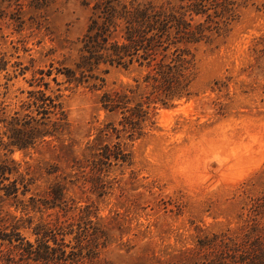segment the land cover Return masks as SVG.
I'll return each mask as SVG.
<instances>
[{
	"label": "rangeland",
	"instance_id": "374dc122",
	"mask_svg": "<svg viewBox=\"0 0 264 264\" xmlns=\"http://www.w3.org/2000/svg\"><path fill=\"white\" fill-rule=\"evenodd\" d=\"M102 1L0 0V143L7 140L4 125L10 122L55 133L12 152L0 146V159L15 161L28 183L25 194L19 184L17 198H0L1 214L32 217L20 230L31 242L40 218L49 227L56 221L67 226L56 234L65 255L59 253L54 264L229 263L214 240L230 236L240 244L234 237L248 214L254 218L249 225H264L250 207V198L264 189V0H219L208 17L190 20L186 14L190 24L206 17L204 27L212 28L207 39L186 45L193 62L190 94L151 107L143 134L121 137L127 161L97 170L86 146L118 141L104 132L120 127L123 115L106 110L101 96L133 86L145 73L136 62L128 68L107 63L88 68L84 62L88 27L92 20L100 27L105 18L94 8ZM118 1L131 13V6L147 2L177 3ZM187 4L179 11L189 13ZM119 22L109 27H126L123 18ZM53 103L62 106L63 116L52 113ZM56 191L62 193L54 202ZM32 197L38 208L29 206ZM85 205L91 221L81 222L79 233V208ZM71 223L74 232L66 234ZM100 225L107 238L95 235ZM2 230L0 222V235ZM79 245L80 255H71ZM7 246L0 238V249Z\"/></svg>",
	"mask_w": 264,
	"mask_h": 264
},
{
	"label": "trees",
	"instance_id": "16d2710c",
	"mask_svg": "<svg viewBox=\"0 0 264 264\" xmlns=\"http://www.w3.org/2000/svg\"><path fill=\"white\" fill-rule=\"evenodd\" d=\"M176 1V4H171L170 1H159V3L147 2L141 6H131L134 10L133 13L130 12V7L127 4L118 0H104L98 2L94 7L96 12L99 11L105 18L98 25L100 27H93L96 21L92 20L85 35V50L88 55L83 57L87 60L84 61L88 64L87 67L90 68L93 64L107 63L128 68L136 62L138 67L145 69L142 81L135 79L133 86H124L116 91L104 92L101 96L102 105L106 110L112 114L118 113L117 111L120 110L123 115L118 120L120 127L112 125L109 127L111 131L100 130V133L104 132L107 138L112 139L115 136L118 141L97 143L93 140L86 146L85 150L89 151L91 157V159H87L91 164H99L96 167L93 166L97 170H101L102 165L111 164L112 161L115 163L127 161L129 153L125 151L123 145L126 142L121 137L132 140L141 136L144 123L150 120L151 111L149 109L151 107L156 108L157 103L166 105L168 100L190 94L188 84L189 77L193 73V62L186 45L198 43L210 36L212 28L204 27L206 17L209 16L206 12L212 8V5L213 8L219 6L221 1ZM186 2H188L189 13L185 8H183L184 11H181L182 9L179 11L182 8V3L186 4ZM216 10L218 9L216 8ZM219 13L222 15L223 10L220 9ZM186 14L190 20L203 15L206 17L203 21L196 22L195 20V24L192 25L186 19ZM120 18L125 20L126 27H109L121 24ZM170 22H174L173 27ZM219 30V28L216 29V32L218 33ZM78 67L82 69L80 70L82 73L86 70L83 63ZM52 106L55 108L52 111L53 114L64 115L59 103H53ZM58 118L63 119L59 116ZM4 126L9 133L6 135V141L2 139L0 146L9 152L15 148L23 149L33 146L38 136L55 134L54 129H47V131H45L46 129L28 127L22 129L17 122L6 123ZM10 175H15L14 179L2 186L5 179H10ZM24 179V173L19 170L15 161L8 158L0 159V189L4 190L0 198L4 200L5 198H17L21 186L23 187L21 193L25 194L28 190V183ZM54 190H58V188ZM61 193L62 191H56L52 195L54 202L60 199ZM29 201L33 203L29 206L39 207L38 204L34 205L36 203L33 197ZM250 201L251 212L256 215L254 217L258 216L264 221V189L256 193L255 196L253 195ZM58 205L54 204L51 207ZM2 206V199H0V214L3 210ZM90 214L91 211L87 205L79 208V222L76 223V225L79 224V233L81 222L91 221L89 220ZM251 218L248 214L243 226L239 228L242 230L241 235L238 232L234 237L240 240V244H235L230 236L221 237L218 242L214 240V245L223 249V254L229 263L211 261L210 264H237L238 262L264 264V241L259 239L261 234L264 235V225H254V223L249 225ZM32 219V217H18L8 211L0 215V222L3 226L1 231L3 234L0 235V238L8 242L6 250L0 249V264H19L20 260V264H30L29 261H33V264H47L52 261L54 264L58 258H61V255H65V250L58 247L56 234L63 235L62 231L68 227L60 221H56L54 227H49L40 218L33 226L36 237L34 242H31L22 236L20 230L26 226L29 227L32 224ZM26 220H30L29 225H24ZM68 226L70 228L66 234L74 232L72 230L74 223ZM93 231L100 238L106 235V230L101 225L95 227ZM253 234H256V237L251 239L250 235ZM223 239H228V242H224ZM50 240L56 246L50 245ZM239 246L244 248L246 256L238 253ZM97 247L98 245L91 254L96 253ZM76 248L78 252H73L71 255L79 256L84 247L79 245ZM72 261L74 264H79L76 259H72Z\"/></svg>",
	"mask_w": 264,
	"mask_h": 264
}]
</instances>
